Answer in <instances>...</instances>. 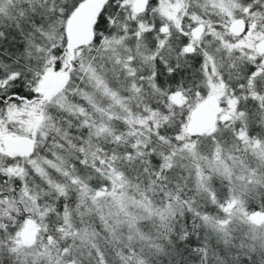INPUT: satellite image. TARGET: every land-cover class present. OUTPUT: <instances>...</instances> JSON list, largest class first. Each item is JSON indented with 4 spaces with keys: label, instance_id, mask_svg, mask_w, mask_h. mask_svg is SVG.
I'll use <instances>...</instances> for the list:
<instances>
[{
    "label": "rangeland",
    "instance_id": "obj_1",
    "mask_svg": "<svg viewBox=\"0 0 264 264\" xmlns=\"http://www.w3.org/2000/svg\"><path fill=\"white\" fill-rule=\"evenodd\" d=\"M133 1H130L131 5ZM245 1L149 0L154 6L151 20L154 23L157 20L163 21L160 28H165L162 37L156 40L158 49L163 45L169 46L171 53L159 57L158 53L136 45L127 35L119 37L114 31V36L100 51L90 56L89 60L82 61L85 50L92 49L90 43L86 45L88 47L85 50L79 48L76 51L75 57H79L81 63L73 82L74 89L80 88V91H77L80 95L79 102L75 108L71 109L64 104V93L72 79L70 75L67 84L50 99L40 97L33 103L25 102L19 106L13 104L7 110L6 117H0V144L3 135L8 133L10 125H14L16 121H19L16 125L19 132L29 136V133H32L36 141L37 151L34 156L19 169L8 171L21 180L25 178L23 192L17 200L30 212L29 218L35 220L38 237L33 246L38 241L43 242L41 232L45 231L44 226L31 217L37 210L42 215L44 210L40 207L38 199L47 198L57 206L62 200L69 201L76 192L77 198L81 187L92 180H110L111 191L108 194L120 206L118 212L110 210L108 214L113 220L116 219L115 238L104 228L105 230L92 232L89 237V249L82 250L73 246L72 256L81 260L82 264H125L128 255L132 253L153 258L158 264H174L180 260L176 247L182 240L179 233H182L185 225L186 213H195L191 210L193 204L206 209L212 200L219 201L231 197L228 211L237 208L238 215L243 217L244 207L250 202H256L255 198L264 201V93H259V87L262 85L264 88V82L248 80V65L245 59V55L253 57L249 53L250 42L259 38L262 31L256 29V35H253L252 39L245 37L234 41L228 40L231 37L227 36L234 20L233 7L236 3ZM249 2L254 8L251 19L261 22L264 19V0ZM46 7L43 2L40 6L41 12L46 11ZM185 16L190 18V22L193 21L195 26L197 23L206 24L205 27L209 29L202 34L204 40L197 44L203 51V60L199 61L201 64L198 70L203 81L201 86L206 88L208 93L206 97H217L223 106L224 115L228 116V120L222 123L233 125V128L243 126L259 139L250 141L243 132H238L239 141L244 144L239 143L237 136H234L220 150L215 142L193 138L183 141L179 152L178 149L171 151L165 155L166 158L162 162L156 160L159 152L151 150L142 155L137 146H134L136 153L125 156L122 152L123 140H129L134 132L140 137L153 131L156 113L152 111V106L164 98L171 87L178 86L183 81L187 82L182 80V77L169 76L167 70L164 71L162 67L174 54L172 48L179 46V42H175V37L170 36V32L182 26L181 22ZM253 23L251 22L252 26ZM216 25H220L218 31H215ZM190 44L196 47L192 39ZM182 51L177 54L181 63L190 60ZM73 61H70L67 52L63 69L49 68L44 74L66 71L65 66L72 67ZM40 82L36 91L40 90ZM251 98L253 101L249 103L248 99ZM183 99L184 97H181V100ZM80 102L89 106L90 121L87 120L90 115L84 113ZM48 105L53 107L51 115L46 114ZM66 109L85 117L83 124L87 125V130L82 126L73 127L71 140L68 139L65 128L52 127V118ZM24 114L25 120L21 118ZM123 123L131 127V132L129 129H123ZM122 133L124 138L121 137ZM52 136L56 141L50 142ZM202 150L209 153L206 154ZM195 155L200 157L198 164L189 159V156ZM159 165L163 170L161 172H157ZM196 165L198 167H195ZM117 167H122L130 176L136 175L140 167L147 171L152 169L153 172L158 168L151 181L158 200L165 202L163 206L152 208L137 203L126 208L125 204L122 205V180ZM135 192L141 193V190L135 187ZM95 195L101 197L104 194L99 191ZM174 195L179 201L173 198ZM64 206L71 211L76 210L78 217L88 215L87 211L91 210L90 208L81 211L79 205ZM4 214L5 212H0V217ZM93 214L95 212L91 215ZM67 218L63 216V219ZM133 218L136 220L134 223H125ZM27 220L28 218L17 232V248L25 246L19 237ZM257 225L262 226L257 229L258 227L243 226L239 223L235 234L239 238L248 239L250 247L247 256L253 254L258 258L257 264H264V223ZM73 233L76 234L77 231ZM66 238V235L61 236L62 241ZM35 256L39 263L45 264H52L55 258L58 259L55 248L50 246L38 249Z\"/></svg>",
    "mask_w": 264,
    "mask_h": 264
},
{
    "label": "trees",
    "instance_id": "obj_2",
    "mask_svg": "<svg viewBox=\"0 0 264 264\" xmlns=\"http://www.w3.org/2000/svg\"><path fill=\"white\" fill-rule=\"evenodd\" d=\"M85 1L0 0V117H6L7 110L13 104L19 106V104L22 105L25 102H36L38 100L36 98L38 95L35 93L36 86L44 73L49 68L53 70L64 68L67 56L65 49L66 24L74 11ZM130 1L108 0L104 4L93 26L94 37L90 42L92 49L87 51L85 49L88 46L81 47L85 50L82 61L89 60L90 56L100 51L114 36V31L117 32L119 37L127 35L136 45L150 52L158 53L159 57L171 53L169 46L163 45L159 50L156 44V40L162 37L160 27L163 21L157 20L154 23L151 20L153 3L150 2L144 14L136 15ZM43 2L47 7L46 11L41 12L40 6ZM140 18L143 20H140ZM189 19L185 16L181 22L182 26L170 32V36L175 37V42L178 41L179 46L172 48L174 54L168 62L166 60L162 65L169 76L182 77V80H187V82L183 81L182 84L171 87L166 96L159 99L152 106V111L156 113V124L153 131L140 135V137L134 132L129 140H123V149H121L125 156L136 153L134 146H137L142 155L151 150L159 152L156 160L162 162L166 158L165 155L171 151L175 152L178 149L179 152L183 141L192 140L193 138H198V141L206 139L211 143L215 142L220 150L224 144H227V141L229 143L231 137L237 136L239 141L238 132H243L244 136L250 141L259 139L258 136L253 135L245 127L233 128V125H228V123H220L213 132L207 134L195 137L188 135L186 123L189 113L208 95L206 88L201 86L203 81L198 70L201 63L191 59L181 63L177 57V54L182 51L186 43L185 35L189 34L190 28L195 25ZM140 22L142 24H139ZM80 63L79 57H75L74 61L71 62L72 67L65 66V69L69 70L72 79L66 87V93H64L66 97L64 104L71 109L75 108L79 102L78 97L80 95L77 91H80V88L74 89L73 82ZM176 91H181L184 97L181 105H175L169 100L170 93ZM251 101L248 99L249 103ZM80 104L84 109V113L90 115V119L87 118L90 121L89 106L85 105L84 102H80ZM48 106L46 114L51 115L53 107ZM21 118L25 120L26 115L24 114ZM84 119L85 117L71 110H61L52 118V127L55 129L65 128L67 137L71 140V129L73 127L82 126L84 130H87V125L83 124ZM18 123L19 121L14 122L8 132L17 135L25 134L19 132L18 126H16ZM123 124L125 125L123 129H129L131 132V127L125 123ZM29 134L33 137L32 133ZM121 137L124 138V133L121 134ZM54 140L56 141L52 136L50 142ZM239 143L244 144L241 141ZM204 152L209 153L208 151ZM110 159H112V155ZM189 159L193 163L198 164L200 162V157L197 155L189 156ZM14 165H18V162L15 161ZM195 167H198V165ZM158 168H160V165ZM116 169L122 180L120 191L122 205L125 204L126 208L137 203L152 208L163 206L165 202L158 200L153 192L154 184L151 181L155 177L157 169L153 172L152 169L147 171L140 167L138 173L134 176H130L122 167ZM161 171H163L161 168L157 170V172ZM97 176L101 177L100 175ZM20 181V178L14 177V202L19 197L16 192L19 193L22 189ZM135 187H138L141 193L135 192ZM80 191L77 198L75 197L76 192L69 201L62 200L57 206L47 198L38 199L40 207L44 210L41 212L42 215L37 210L36 213H32L31 217L37 219L39 224L45 228V231L41 232L43 242L38 241L35 246L29 247L23 245L17 248V232L25 220L30 217V212L25 210L23 203L17 200L14 209L5 212L4 216L0 217V264H45L44 262L39 263L35 256V252L43 246L55 248L58 259L55 258L52 264H82L81 260L72 256L74 254L73 246L82 250L89 249L91 242L89 237H91L94 230L99 231L106 228L110 235L114 237L117 229L114 225L116 219L113 220L108 214L110 210L118 212V206L120 205L116 200H112V196L108 194L111 191V181L101 179L94 182L92 180L83 185ZM99 191H103L104 195L97 197L95 194ZM173 198L179 201L176 195ZM255 199L256 202H250L244 207L243 217L238 215L237 208L228 211L227 206L231 201V197L222 198L219 201L212 200V203L206 209L193 204L191 210L195 213L191 211L186 213L185 225L182 233H179L182 240L176 247V252L180 254V260L175 261L174 264H257V256L253 254L250 257L247 256V250L250 247L248 239L245 237L239 238L235 234V228L239 223L243 226L258 227L257 229L262 226L254 224L248 218V214L252 211L264 212V201L258 198ZM67 204L71 206L79 205L81 211H87L90 208L91 210L87 211L88 215L78 217L76 210L71 211L64 206ZM15 208H18V210ZM123 209L125 210V208ZM93 212L95 214L91 215ZM63 216L68 218L63 219ZM135 221V218H133L125 221V223H134ZM262 229L264 230V227ZM74 231H77V233L74 234ZM62 235L67 236L64 241L61 240ZM125 264L158 263L153 258L132 253L128 255Z\"/></svg>",
    "mask_w": 264,
    "mask_h": 264
},
{
    "label": "water",
    "instance_id": "obj_3",
    "mask_svg": "<svg viewBox=\"0 0 264 264\" xmlns=\"http://www.w3.org/2000/svg\"><path fill=\"white\" fill-rule=\"evenodd\" d=\"M107 0H86L70 16L66 24V50L70 55V61L75 58L76 51L88 45L94 37L93 26L102 7ZM149 0H134L132 8L134 13L141 14L145 12ZM165 30V28H164ZM203 31V26H198L193 34L195 38ZM230 31L235 35H241L245 32V23L242 20L235 21ZM257 50L264 52V39L257 45ZM186 51H193V48H186ZM70 77L69 70L49 72L43 75L40 80V90L44 99H50L57 91L61 90L68 82ZM181 92H174L171 96L172 103L181 105ZM221 112L220 102L217 97L209 96L201 103L195 106L189 113L186 131L189 136L213 132L217 128L218 115ZM228 116H222L225 121ZM3 146L7 153L11 155L31 156L35 151V140L31 136H17L5 134L3 137ZM248 218L255 224L264 223V212L252 211ZM37 236L35 221L29 219L26 221L25 228L21 232V241L25 245H32Z\"/></svg>",
    "mask_w": 264,
    "mask_h": 264
},
{
    "label": "flooded vegetation",
    "instance_id": "obj_4",
    "mask_svg": "<svg viewBox=\"0 0 264 264\" xmlns=\"http://www.w3.org/2000/svg\"><path fill=\"white\" fill-rule=\"evenodd\" d=\"M149 4H150V2L148 3V5ZM147 8H148V6H147ZM147 8H146V10H147ZM146 10H145V12H146ZM233 10H234L235 14H234V18H233L234 20H233L232 24L235 21H237V20H242L245 23V32L243 34H241V35L233 34L230 31V28L232 26V24H231L230 28H229V34H227V36L231 37V38L230 39L227 38L228 40H234L235 41V39L237 40V39H241V38H245V37L247 39H252L253 35L254 36L256 35L255 34L256 29H259V30L262 31V33H260L259 38H255V39H253L254 42H250V44H251L250 49L251 50H249L250 51L249 53H251L253 55V57L251 58V57H248V56L245 55V59H246V64L248 65V70H247V78H248V80L250 82L256 81V80L264 82V52H261V51L257 50V45L264 39V28H263L264 19L261 22L253 21V19H251V14H253L254 8L252 7V4H250L249 0H246L245 2H243L241 4L236 3L235 6L233 7ZM145 12H143L141 14H136V13L135 14L136 15H142ZM213 17L216 18L215 16H213ZM251 22L252 23L254 22L253 26H252ZM197 24H196V26L193 25L190 28L189 34L185 35L186 43H185V47L183 46L184 50L182 52L189 59H191V60L195 59V60L198 61V63H200L199 61L203 60V51L201 50L200 47H198L197 44H199L202 41V39L204 40L205 37L202 38L203 37L202 34H203L204 31H209V29L207 27H205L206 24L205 25L201 24V23H197ZM198 26H203V31L199 34L198 38H195V36L193 34V31L195 30V28H193V27L197 28ZM216 27H217V30H215V31H218L220 25H216ZM161 29H162V33H163L164 28H161ZM214 33H216V32H214ZM215 37H216V35H215ZM191 39L193 41V44L196 47H194V46H192L190 44ZM188 47L193 48V51H188L187 52L186 48H188ZM261 86L259 87V89H260L259 93L263 94L264 93V88H262ZM38 91L35 92L38 95L36 98L37 99L40 98V97L43 98L42 94H40ZM205 98H207V97H205ZM251 100H252V98H251ZM263 104H264V100H263ZM220 108H221V112L218 115L217 126L220 123H222V122H227V120H228V119L225 120V121L221 120V117L225 116L224 115V108L221 105V103H220ZM11 127L12 126L10 125L9 129ZM6 134L17 135V134H12V133H9V132L6 133ZM4 135H3V137H4ZM17 136H25V134H19ZM0 149H1V151H0V212H9V211H12L14 209V177L15 176H12L11 174H9L8 171L12 170L14 168L19 169V167L21 165L26 164V161H28V159H30V158H32L34 156V154L36 153V141H35V151L29 157H25V156H21V155H11V154L7 153V151L5 150V148L3 146V138H2V141H1V144H0ZM15 161L18 162V165H14ZM25 170L26 169H24V171ZM20 182H21V186L20 187L22 189H21V191L19 193H18V191L16 192L17 195H19V196L23 192L24 182H26L25 178H23ZM23 207L25 209V205L24 204H23ZM29 219L30 218H28V220ZM32 220H34V219H32ZM21 232H20V235H21ZM37 237H38V231H37L36 239H37ZM19 238L21 240V237H19ZM32 245H25V246L29 247V246H32Z\"/></svg>",
    "mask_w": 264,
    "mask_h": 264
}]
</instances>
